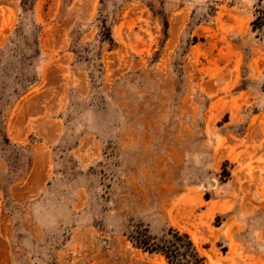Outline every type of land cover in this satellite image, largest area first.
<instances>
[{
	"label": "rangeland",
	"instance_id": "rangeland-1",
	"mask_svg": "<svg viewBox=\"0 0 264 264\" xmlns=\"http://www.w3.org/2000/svg\"><path fill=\"white\" fill-rule=\"evenodd\" d=\"M175 232L264 264V0H0V264H189Z\"/></svg>",
	"mask_w": 264,
	"mask_h": 264
},
{
	"label": "trees",
	"instance_id": "trees-1",
	"mask_svg": "<svg viewBox=\"0 0 264 264\" xmlns=\"http://www.w3.org/2000/svg\"><path fill=\"white\" fill-rule=\"evenodd\" d=\"M174 239L169 241V245H162L164 251L171 260H179V256L186 257L189 264H203V258L200 257L198 251L187 235H181L178 232L174 233ZM181 250H183L181 252Z\"/></svg>",
	"mask_w": 264,
	"mask_h": 264
}]
</instances>
